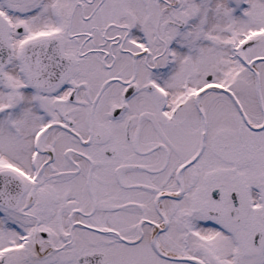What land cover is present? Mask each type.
<instances>
[{
    "label": "snow or ice",
    "instance_id": "6c2138e0",
    "mask_svg": "<svg viewBox=\"0 0 264 264\" xmlns=\"http://www.w3.org/2000/svg\"><path fill=\"white\" fill-rule=\"evenodd\" d=\"M0 264H264V0H0Z\"/></svg>",
    "mask_w": 264,
    "mask_h": 264
}]
</instances>
